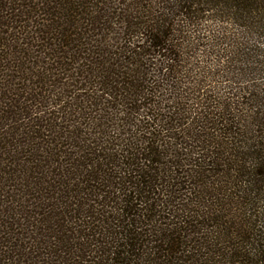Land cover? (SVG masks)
I'll use <instances>...</instances> for the list:
<instances>
[{
  "label": "trees",
  "instance_id": "obj_1",
  "mask_svg": "<svg viewBox=\"0 0 264 264\" xmlns=\"http://www.w3.org/2000/svg\"><path fill=\"white\" fill-rule=\"evenodd\" d=\"M0 264H264V0H0Z\"/></svg>",
  "mask_w": 264,
  "mask_h": 264
},
{
  "label": "rangeland",
  "instance_id": "obj_2",
  "mask_svg": "<svg viewBox=\"0 0 264 264\" xmlns=\"http://www.w3.org/2000/svg\"><path fill=\"white\" fill-rule=\"evenodd\" d=\"M212 26L215 28L214 30H218V28L220 27V24L218 23H213ZM198 60V59H196ZM199 61H202V58L199 60ZM207 63V62H206ZM195 66H197V64L195 63Z\"/></svg>",
  "mask_w": 264,
  "mask_h": 264
}]
</instances>
